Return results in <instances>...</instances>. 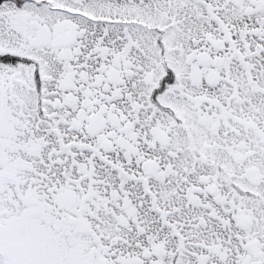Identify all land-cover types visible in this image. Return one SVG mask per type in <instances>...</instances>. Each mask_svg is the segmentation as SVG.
<instances>
[{"label":"snow or ice","instance_id":"snow-or-ice-1","mask_svg":"<svg viewBox=\"0 0 264 264\" xmlns=\"http://www.w3.org/2000/svg\"><path fill=\"white\" fill-rule=\"evenodd\" d=\"M0 264H264V0H0Z\"/></svg>","mask_w":264,"mask_h":264}]
</instances>
